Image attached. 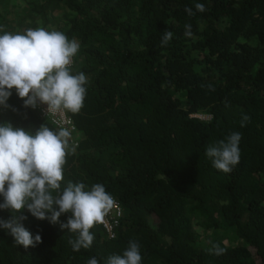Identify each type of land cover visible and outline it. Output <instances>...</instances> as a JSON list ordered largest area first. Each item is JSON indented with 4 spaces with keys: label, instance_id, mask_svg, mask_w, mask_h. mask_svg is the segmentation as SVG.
<instances>
[{
    "label": "trees",
    "instance_id": "trees-1",
    "mask_svg": "<svg viewBox=\"0 0 264 264\" xmlns=\"http://www.w3.org/2000/svg\"><path fill=\"white\" fill-rule=\"evenodd\" d=\"M19 1L0 0V35L63 32L80 45L71 72L89 81L80 112H66L81 137L66 157L60 190L69 182L85 190L102 184L119 213L111 235L97 224L91 247L73 251L68 241L77 234L60 227L70 214L53 224L24 209L23 226L42 242L25 249L0 229V264H87L92 257L105 264L130 241L140 246L141 264H264V0ZM165 31L173 37L161 46ZM7 104L0 124L59 129L24 107L14 89ZM244 115L250 121L241 127ZM233 132L242 134L240 161L224 173L205 150ZM11 215L0 210L2 219ZM195 226L213 232L211 240L200 243ZM213 244L224 253L212 254Z\"/></svg>",
    "mask_w": 264,
    "mask_h": 264
},
{
    "label": "clouds",
    "instance_id": "clouds-1",
    "mask_svg": "<svg viewBox=\"0 0 264 264\" xmlns=\"http://www.w3.org/2000/svg\"><path fill=\"white\" fill-rule=\"evenodd\" d=\"M195 9L207 10L201 3H196ZM185 11L190 16L194 14L190 8ZM185 34L191 35L190 24L185 25ZM172 37L171 31H165L161 46H166ZM79 47L75 39L70 40L57 30L38 27L15 34L5 31L0 35V106L9 107L7 101L14 89L24 107L35 109L42 104L47 106V113H79L89 83L83 72L73 74L70 70ZM249 121L250 117L244 115L241 127ZM73 131L74 127L63 126L53 131L42 124L35 133H30L11 123L0 124V197L3 198L0 210L12 213L8 219L0 218V229L6 230L15 245L27 249L42 242L39 233L33 235L23 226L22 221L27 217L19 213L24 209L37 220L47 219L53 224L62 214H70L60 227L77 234L75 240L68 241L73 251L90 248L94 240L90 229L106 223L115 199L102 184L85 190V184L69 182L60 190L66 157L75 151V145L70 143ZM241 139V133L233 132L226 140L207 146L205 155L215 169L224 173L233 170L240 161ZM210 251L222 255L225 249L213 244ZM141 261L139 244L130 241L122 255L109 256L105 264H141ZM87 264L99 262L92 257Z\"/></svg>",
    "mask_w": 264,
    "mask_h": 264
},
{
    "label": "built area",
    "instance_id": "built-area-1",
    "mask_svg": "<svg viewBox=\"0 0 264 264\" xmlns=\"http://www.w3.org/2000/svg\"><path fill=\"white\" fill-rule=\"evenodd\" d=\"M35 109L38 111V113H39V115L41 117L48 118L58 128L61 127V126L68 127L70 129L72 127H74L70 116L67 115L66 112L63 113V114L47 113L46 112L47 106L46 105H42V104L38 105ZM118 213H119V208H118L117 202H115V205H114L113 209L110 211V213L106 217V223L103 224L105 226V228H106V231H107L108 235H111V231H110L111 224H112V222H114V219H115L113 217L117 216ZM111 219H112V221H110Z\"/></svg>",
    "mask_w": 264,
    "mask_h": 264
},
{
    "label": "rangeland",
    "instance_id": "rangeland-1",
    "mask_svg": "<svg viewBox=\"0 0 264 264\" xmlns=\"http://www.w3.org/2000/svg\"><path fill=\"white\" fill-rule=\"evenodd\" d=\"M17 1H19V0H17ZM21 3H22V1L20 0L18 4H21ZM2 4L4 6L5 2H1L0 3V9H1V11H2V8H3ZM18 8H19V5H15L13 2H11L9 9H11V10L14 11V10H18ZM6 16H7L8 19H11L13 17L12 14H6ZM12 19L14 21V17ZM191 115L196 116L199 119H204V120L205 119H208L210 117L209 114H206V113H203V112H194ZM80 137H81V135L79 134L78 131H76V130L73 131L72 132V140H71L70 143H72V144H74L76 146L77 145V141H78V139ZM200 229L201 228L199 226H195V230L198 231V233L200 234L199 242L202 243V244H205L209 240H211V237L213 236V232H211L210 230L207 231V232H205V231L202 232ZM221 239L226 244L229 241L228 240L229 237L227 236V234H226V236H223Z\"/></svg>",
    "mask_w": 264,
    "mask_h": 264
}]
</instances>
